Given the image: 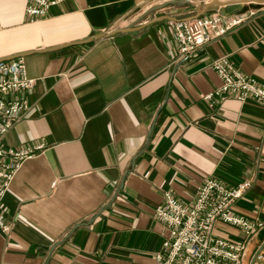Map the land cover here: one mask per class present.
I'll return each instance as SVG.
<instances>
[{
	"label": "crops",
	"instance_id": "1",
	"mask_svg": "<svg viewBox=\"0 0 264 264\" xmlns=\"http://www.w3.org/2000/svg\"><path fill=\"white\" fill-rule=\"evenodd\" d=\"M165 1L65 0L31 19L27 0H0V60L24 56L36 79L3 145L44 144L0 203L11 226L0 228V264H155L168 234L154 214L163 193L188 201L207 177L252 182L233 208L263 222L250 252H264V105L205 99L221 83L212 63L222 56L264 84V2L210 7L247 18L189 60L177 56L174 22L203 0L84 42ZM214 233L243 234L223 222Z\"/></svg>",
	"mask_w": 264,
	"mask_h": 264
},
{
	"label": "built area",
	"instance_id": "2",
	"mask_svg": "<svg viewBox=\"0 0 264 264\" xmlns=\"http://www.w3.org/2000/svg\"><path fill=\"white\" fill-rule=\"evenodd\" d=\"M65 0H27L26 14L31 19L44 16L48 9ZM255 11H250L253 15ZM247 18L246 14L224 18L220 10L192 20L174 23L177 56L182 60L197 57L203 47L228 33ZM213 69L220 85L205 99L232 94L245 102L253 99L264 105V84L243 72L227 57L217 58ZM36 84L29 77L24 56L0 60V203L21 165L44 144L5 147L3 138L12 126L30 109L27 93ZM251 181L229 185L213 177L205 178L192 199L183 201L173 191L163 193V202L155 209L156 219L167 229L161 248L155 253V264H263L261 249L251 253L252 243L263 227L261 221H251L234 211V204L251 187ZM223 222L242 230V237L229 240L214 233L216 223ZM0 228L9 232L11 226L0 212Z\"/></svg>",
	"mask_w": 264,
	"mask_h": 264
},
{
	"label": "water",
	"instance_id": "3",
	"mask_svg": "<svg viewBox=\"0 0 264 264\" xmlns=\"http://www.w3.org/2000/svg\"><path fill=\"white\" fill-rule=\"evenodd\" d=\"M192 1H194V0H167V1L157 5L155 7H152L151 9H148L147 11H145L143 16L139 20H137V21H135V22H133V23L127 25V26H124V27H119V28L113 29V30L108 31V32L95 34L92 37L84 40V42H89V41H92L94 39H98V38H100L102 36L113 35L114 33H117V32H120V31H129L131 29L137 28L136 27V23L140 22L147 14H149L150 12H152V11H154L156 9L163 8V7H165L167 5H171V4L186 6ZM247 1L264 2V0H226V1H223V0H208V1H204L203 4L200 7H198L196 13L193 16L189 17L188 20H191L193 18H196V17L204 14L212 6H218V7L221 8V7L229 5V4L245 3Z\"/></svg>",
	"mask_w": 264,
	"mask_h": 264
},
{
	"label": "rangeland",
	"instance_id": "4",
	"mask_svg": "<svg viewBox=\"0 0 264 264\" xmlns=\"http://www.w3.org/2000/svg\"><path fill=\"white\" fill-rule=\"evenodd\" d=\"M204 1H208V0H203V2H204ZM203 2H202V3H203ZM217 7H218V6H217ZM204 14H206V12H205ZM202 15H203V14H202ZM196 18H197V17H196ZM193 19H194V18H193ZM184 20H186V19H180V20L175 21L174 23L179 22V21H184ZM187 20H188V19H187ZM191 20H192V19H191Z\"/></svg>",
	"mask_w": 264,
	"mask_h": 264
}]
</instances>
